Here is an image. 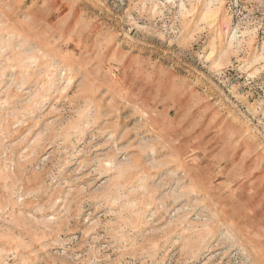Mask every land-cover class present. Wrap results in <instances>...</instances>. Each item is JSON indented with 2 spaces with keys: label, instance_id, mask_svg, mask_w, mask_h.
Here are the masks:
<instances>
[{
  "label": "rangeland",
  "instance_id": "1",
  "mask_svg": "<svg viewBox=\"0 0 264 264\" xmlns=\"http://www.w3.org/2000/svg\"><path fill=\"white\" fill-rule=\"evenodd\" d=\"M0 264H264V0H0Z\"/></svg>",
  "mask_w": 264,
  "mask_h": 264
}]
</instances>
